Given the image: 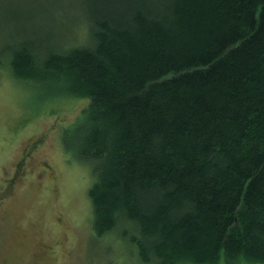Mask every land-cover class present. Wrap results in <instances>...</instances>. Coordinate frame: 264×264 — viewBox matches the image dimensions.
<instances>
[{"label":"trees","instance_id":"obj_1","mask_svg":"<svg viewBox=\"0 0 264 264\" xmlns=\"http://www.w3.org/2000/svg\"><path fill=\"white\" fill-rule=\"evenodd\" d=\"M47 1L82 41L10 35L0 66L88 99L94 232L140 264L264 263V0Z\"/></svg>","mask_w":264,"mask_h":264},{"label":"rangeland","instance_id":"obj_2","mask_svg":"<svg viewBox=\"0 0 264 264\" xmlns=\"http://www.w3.org/2000/svg\"><path fill=\"white\" fill-rule=\"evenodd\" d=\"M50 3L0 0V49L10 35L39 41L50 31L81 42L75 16L55 18ZM46 90L0 66V264H140L120 233L94 232L91 165L72 150L88 99ZM219 264L251 263L222 255Z\"/></svg>","mask_w":264,"mask_h":264}]
</instances>
